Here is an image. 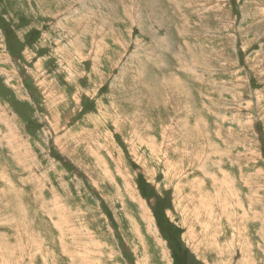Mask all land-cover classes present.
I'll return each instance as SVG.
<instances>
[{
	"label": "rangeland",
	"instance_id": "obj_1",
	"mask_svg": "<svg viewBox=\"0 0 264 264\" xmlns=\"http://www.w3.org/2000/svg\"><path fill=\"white\" fill-rule=\"evenodd\" d=\"M0 264H264V0H0Z\"/></svg>",
	"mask_w": 264,
	"mask_h": 264
},
{
	"label": "crops",
	"instance_id": "obj_2",
	"mask_svg": "<svg viewBox=\"0 0 264 264\" xmlns=\"http://www.w3.org/2000/svg\"><path fill=\"white\" fill-rule=\"evenodd\" d=\"M221 175L223 177H216V176H212L211 177V183L210 186L212 188V191H200L198 189L194 190V186H189L188 187V194H189V201L191 200L193 209L196 210V212L198 214H202V212H206L208 215H216L219 211H224L226 210V205L225 203L221 202V191L223 190V186L221 185V179H229L230 177L228 176V174L225 171H222ZM231 179L226 182V183H231ZM225 183V184H226ZM226 186L225 185V189ZM185 198V197H184ZM186 210V209H185ZM188 210H192V208L190 207V202H189V206H188ZM193 212V210H192ZM194 213V212H193ZM242 215H238V217L241 218ZM194 220H197L199 217L197 216H192ZM7 219H9L8 217H6ZM5 218V219H6ZM204 227V226H202ZM205 229H207L206 227H204ZM203 229L204 232H207V230ZM20 237V236H18ZM206 241L205 242V247L203 248V251L201 252V256H199V258L197 260H199L200 262L206 261V260H213L215 257L214 255H216V258H220L221 255L224 254V252H227L229 250H231V248L233 247L231 244L229 243H221L219 244V248H217V246L215 245V243H212L210 240H208L209 242L207 243V239L205 238ZM17 243V242H16ZM211 243L213 245H211ZM6 243H4V247L6 248ZM198 247V249H201V246L196 245ZM215 260V259H214Z\"/></svg>",
	"mask_w": 264,
	"mask_h": 264
},
{
	"label": "bare ground",
	"instance_id": "obj_3",
	"mask_svg": "<svg viewBox=\"0 0 264 264\" xmlns=\"http://www.w3.org/2000/svg\"><path fill=\"white\" fill-rule=\"evenodd\" d=\"M62 66H63V65H62ZM150 146H151V145H150ZM189 154H190V156H191V153H189ZM189 154H188V155H189ZM191 157H192V156H191ZM192 158H194L193 160L196 159V160H199V161H200V158L197 157V156H196V157H192ZM196 160H195V161H196ZM142 209H144V208H142ZM240 219H241V218L238 217V220H239V221H240ZM241 220H242V219H241ZM238 224H239V223H238ZM154 231H155V233H156V230H154ZM157 234H160V233L158 232ZM160 235H161V234H160ZM185 240H186V239H185ZM186 242H187V241H186ZM157 244H159L160 246H158ZM192 244H193V243H192ZM156 245H157V247H159V249H160V248L162 249V250H161V251H162V254H163V256H165V249L163 248L164 245H162V242L159 240V241L156 243ZM193 246L196 247V248H194L193 251H194V254H196V256H197L196 259H198L199 256H201V252L198 250V247H197L196 245L193 244ZM190 247H191V246H190ZM145 252H146V251H145ZM194 256H195V255H194ZM169 263H170V261H169Z\"/></svg>",
	"mask_w": 264,
	"mask_h": 264
}]
</instances>
